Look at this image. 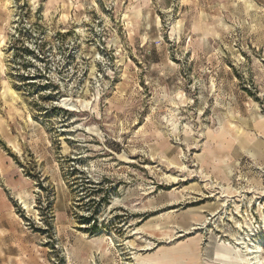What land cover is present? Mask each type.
Segmentation results:
<instances>
[{
  "label": "rangeland",
  "instance_id": "rangeland-1",
  "mask_svg": "<svg viewBox=\"0 0 264 264\" xmlns=\"http://www.w3.org/2000/svg\"><path fill=\"white\" fill-rule=\"evenodd\" d=\"M237 235L264 257V0H0V264Z\"/></svg>",
  "mask_w": 264,
  "mask_h": 264
},
{
  "label": "bare ground",
  "instance_id": "bare-ground-1",
  "mask_svg": "<svg viewBox=\"0 0 264 264\" xmlns=\"http://www.w3.org/2000/svg\"><path fill=\"white\" fill-rule=\"evenodd\" d=\"M235 224L237 228L247 227L249 230L251 228V225L247 224L246 226V223L245 225L238 222ZM234 239V243L242 248L243 254H236V252H233L232 250L222 248L213 258V264H264V257L262 256L263 247L259 242H256L249 237L246 238L238 235L234 236ZM152 261L156 260L152 258L145 259L142 264H151Z\"/></svg>",
  "mask_w": 264,
  "mask_h": 264
}]
</instances>
